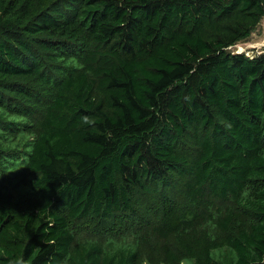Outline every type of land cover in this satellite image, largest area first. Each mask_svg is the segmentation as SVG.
Returning a JSON list of instances; mask_svg holds the SVG:
<instances>
[{
  "label": "trees",
  "instance_id": "trees-1",
  "mask_svg": "<svg viewBox=\"0 0 264 264\" xmlns=\"http://www.w3.org/2000/svg\"><path fill=\"white\" fill-rule=\"evenodd\" d=\"M263 18L0 0V264H264V55L227 50Z\"/></svg>",
  "mask_w": 264,
  "mask_h": 264
},
{
  "label": "rangeland",
  "instance_id": "rangeland-1",
  "mask_svg": "<svg viewBox=\"0 0 264 264\" xmlns=\"http://www.w3.org/2000/svg\"><path fill=\"white\" fill-rule=\"evenodd\" d=\"M227 50L231 53H242L244 55L254 57L259 55H264V18L260 21V23L256 26L251 35L245 39L240 40L236 44L227 48ZM145 208L142 209L146 212L148 207H151L150 210L154 209L153 204L151 203L149 196H142ZM134 203V201L132 202ZM139 210V209H138ZM143 219H147L146 216H143ZM94 223L95 229H105L116 231L117 226L113 221H92Z\"/></svg>",
  "mask_w": 264,
  "mask_h": 264
},
{
  "label": "clouds",
  "instance_id": "clouds-1",
  "mask_svg": "<svg viewBox=\"0 0 264 264\" xmlns=\"http://www.w3.org/2000/svg\"><path fill=\"white\" fill-rule=\"evenodd\" d=\"M8 264H25V261L22 257L16 256L9 259Z\"/></svg>",
  "mask_w": 264,
  "mask_h": 264
}]
</instances>
